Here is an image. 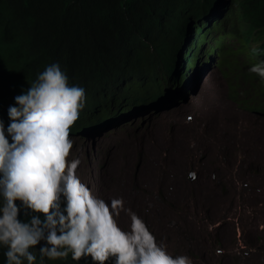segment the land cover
Here are the masks:
<instances>
[{
	"label": "clouds",
	"instance_id": "9594fccd",
	"mask_svg": "<svg viewBox=\"0 0 264 264\" xmlns=\"http://www.w3.org/2000/svg\"><path fill=\"white\" fill-rule=\"evenodd\" d=\"M257 0H255L256 2ZM251 0H0V246L5 264H200L136 213L101 198L74 163L80 142L129 127L220 70L236 50L248 78L229 96L264 114V24ZM229 79V80H228ZM262 83L261 85L258 83ZM20 202V206L17 205ZM62 203V207H61ZM21 207L35 214L27 222Z\"/></svg>",
	"mask_w": 264,
	"mask_h": 264
},
{
	"label": "rangeland",
	"instance_id": "374dc122",
	"mask_svg": "<svg viewBox=\"0 0 264 264\" xmlns=\"http://www.w3.org/2000/svg\"><path fill=\"white\" fill-rule=\"evenodd\" d=\"M223 70H203L199 84L171 105L95 142H80L74 163L88 162L82 177L101 198L117 208L120 201H131L132 210L121 220L126 231H135L139 213L181 259L196 258L200 264H264V193L245 219L239 211L228 214L224 200L227 204L230 185L220 176L221 166L216 167L226 161L232 144L236 171L262 173L257 165L264 153V114L249 112L230 98ZM185 126L191 132L185 135L184 164L173 174L163 156L170 149L172 135ZM226 133L232 135L230 145L222 140ZM159 134L167 146L153 157L148 149L161 141ZM245 154L250 158L243 164ZM151 162L158 173L149 180L143 166Z\"/></svg>",
	"mask_w": 264,
	"mask_h": 264
},
{
	"label": "bare ground",
	"instance_id": "6f19581e",
	"mask_svg": "<svg viewBox=\"0 0 264 264\" xmlns=\"http://www.w3.org/2000/svg\"><path fill=\"white\" fill-rule=\"evenodd\" d=\"M215 128H216L215 123L211 124V135L213 134L212 136L215 135V133H214V131L216 130ZM190 132H191L190 127L185 126V127L179 128L177 130V132L175 133V135H172V137H171V143H170L171 145H170V149H169L168 153L165 156H163L164 159L169 163L170 172L172 173V171H173L174 172L173 174H175L184 164L183 155L185 154V149H184L185 148V140H186V137H188L185 135L190 133ZM236 133H237V131L235 132V135H236ZM157 136L161 139V141L155 143L150 149H148V153L150 151L151 155L153 157L158 156L160 154V151L167 146L166 141H164L162 139V137L164 135L159 134ZM231 136L232 135L226 133V135H222V140H225L226 143L228 144L229 143L228 139ZM259 137L258 138L255 137L257 139V141H258ZM261 137H263V135ZM212 138H214V137H212ZM246 140L248 141V139H246ZM173 145L175 147L174 149L171 148ZM228 145H230V144H228ZM231 145L228 147V149H229L228 152L225 151L227 153V155L225 154L226 155V161L224 163H222L224 165L218 163V165L216 167L221 166L220 176L222 175V176L226 177L228 182H229L228 185H230V188H229L230 192L227 195V204L225 203V200H224V208H225L226 212L228 214H233L236 211H239L240 217L242 219H245L247 217L246 216L247 212L252 211V209L255 207V204H259L260 197L262 199V195L264 193V163L261 162V160H260V158L262 157V155H264V153H262L260 155V157L258 158V165L257 166H259L260 169H263L261 174L251 175L248 172L241 173L240 170L236 171L234 169L235 165L237 164L236 163L237 157L235 155V151H234L235 149L233 150V146H231ZM215 147H216V145H215ZM235 148L237 149V147H235ZM263 152H264V147H263ZM212 153H213V151H212ZM252 154L256 155L254 152H252ZM249 158L250 157H248L247 154H245V160H243V164L247 163ZM143 167L145 168L143 174L146 177H148L149 180L155 179L157 177L158 169L154 163L151 162L149 165L146 164ZM110 173H111V171H110ZM233 176H235V177H233ZM176 183L179 184V181L177 180ZM180 188H182V186H180ZM254 193H255V195H254ZM240 206H241L242 210L238 209V207H240ZM237 215H235V216H237ZM252 219L249 218L250 223L253 222ZM229 221H232V219H229Z\"/></svg>",
	"mask_w": 264,
	"mask_h": 264
},
{
	"label": "trees",
	"instance_id": "16d2710c",
	"mask_svg": "<svg viewBox=\"0 0 264 264\" xmlns=\"http://www.w3.org/2000/svg\"><path fill=\"white\" fill-rule=\"evenodd\" d=\"M251 8H252V13L258 17L259 22L264 23V0H251ZM264 25V24H261ZM223 66L226 68L224 70V74L228 77L231 78L232 83L234 80L238 81L239 79H232V77H239L242 76L243 79L248 78V72L246 71V64L238 58V54L236 50L229 49L224 52V61H223ZM229 80V79H228ZM259 83V81H258ZM260 87L263 85L262 83H259ZM262 89V87H261ZM263 90V89H262ZM17 205L20 206V202L17 201ZM62 207V203H61ZM33 215H39L40 218L43 220V214H35L32 213L31 210L24 209L21 207V212L19 214V219L21 221L27 222L31 219ZM45 244V241H41L40 244L36 246L35 249H32L34 254L36 255V261L35 264H41V257L39 253V249L41 246ZM6 251V247L0 246V264H5V256L4 252ZM112 259L110 258L109 261L106 262V264H112ZM24 264H27V261H24ZM43 264H93L92 260L90 257L87 258H82L81 261L77 262L72 259L71 253H69L68 257L66 258H59L55 260H50L47 257L43 259Z\"/></svg>",
	"mask_w": 264,
	"mask_h": 264
},
{
	"label": "flooded vegetation",
	"instance_id": "af4514ba",
	"mask_svg": "<svg viewBox=\"0 0 264 264\" xmlns=\"http://www.w3.org/2000/svg\"><path fill=\"white\" fill-rule=\"evenodd\" d=\"M117 165V164H116Z\"/></svg>",
	"mask_w": 264,
	"mask_h": 264
}]
</instances>
